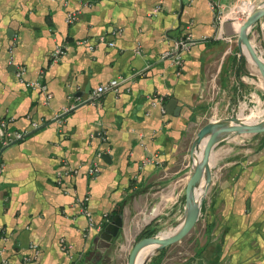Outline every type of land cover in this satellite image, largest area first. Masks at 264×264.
Listing matches in <instances>:
<instances>
[{"label": "crops", "instance_id": "obj_1", "mask_svg": "<svg viewBox=\"0 0 264 264\" xmlns=\"http://www.w3.org/2000/svg\"><path fill=\"white\" fill-rule=\"evenodd\" d=\"M216 1L226 14L242 7L222 28L211 0H0V121L26 133L0 146V264H120L133 237L186 209L199 131L214 120H264V111L253 112L264 106V79L239 44V20L264 2ZM69 12L79 15L73 25ZM188 34L197 43L179 68L164 55ZM100 37L107 43L91 51ZM57 46L68 53L52 63ZM120 77L119 94L90 101L94 89ZM34 81L47 84L48 103L26 85ZM231 135L213 150L199 221L149 264H264V132ZM94 162L100 169L89 177ZM64 166L81 169L59 181ZM87 193L96 223L122 215L112 242L82 213L78 200Z\"/></svg>", "mask_w": 264, "mask_h": 264}, {"label": "water", "instance_id": "obj_2", "mask_svg": "<svg viewBox=\"0 0 264 264\" xmlns=\"http://www.w3.org/2000/svg\"><path fill=\"white\" fill-rule=\"evenodd\" d=\"M264 19V3L258 8L253 10V12L247 17L243 22L239 31V44L243 48V53L246 59L251 62L255 67L259 69L261 75L264 79V59L259 55L256 47L253 45L250 39V33L254 27ZM246 52H249L253 57L251 60ZM176 103V100H172L167 108H170ZM264 132V120L260 123L243 125L238 123V117L232 118L228 121H212L205 125L198 133L196 141L194 143L192 152H193V171L190 177V180L186 187V209L185 215L182 223L175 229L174 232L160 237H150L139 240L133 247L128 264H138L139 252L146 246L150 244L158 245L156 251L148 257L142 264H148L151 257L154 256L157 252L162 251L163 249L173 245L182 239H184L195 227L197 222L200 219L203 200L197 199L196 189L203 185L205 188H209L212 182V168L210 162L212 159V154L215 146L223 140H219V137L222 134H232L242 135L248 133H262ZM205 144L202 161L195 166L194 154L200 149L201 145ZM206 190V192H207ZM123 217L122 215H117L114 217L113 221L108 224L101 234V239L112 242L115 238L119 236L121 229L123 228Z\"/></svg>", "mask_w": 264, "mask_h": 264}, {"label": "built area", "instance_id": "obj_3", "mask_svg": "<svg viewBox=\"0 0 264 264\" xmlns=\"http://www.w3.org/2000/svg\"><path fill=\"white\" fill-rule=\"evenodd\" d=\"M211 5L214 11L216 12V18H217V26L218 28H222L225 22L229 19V17H236L239 13L242 7H236L230 10L229 13H225L224 9L219 5V3L216 0H211ZM158 11V9H156ZM79 15L77 13H67V18L66 21L69 25H73L76 23L78 20ZM247 19V14H245L242 19L239 20L241 25L243 22ZM97 42L94 44H89V49L93 51L96 47L97 44H105L107 43L106 37H100L96 40ZM197 42L194 40L192 35L188 34L186 37L183 39H180L177 41L176 44V49L171 55V53H167L164 55V58L172 57L173 58V63L176 67H181L183 65V58L182 54L186 51H188L193 45H195ZM83 44H88L87 40L83 41ZM109 46H114V43H109ZM68 53V49L65 46H57L54 51L51 54V62L52 63H57L61 59H63ZM26 68L25 67H19L17 70V77L21 82L25 83V75H26ZM126 79L124 77H120L117 79H113L109 81L108 83L101 85L94 89L91 93L90 101L91 102H97L99 101L105 94L107 93H115L119 94L120 93V88L123 83H125ZM26 85L29 88L41 90L44 92L46 96V103H48L52 99V95L48 92V86L44 82L41 81H34V82H26ZM156 103V102H155ZM80 103H74L69 107H65L63 109V113L58 115V117L55 119V123L61 125L63 123V118L65 115L70 113L71 111L75 110ZM165 113V110L163 111ZM9 125H10V120H1L0 121V132H1V140H0V146L1 148H7L14 144L16 141L22 140L25 138L26 133L18 132V131H11L9 130ZM35 128H38V124H34ZM99 157H102V153L99 154ZM150 161L146 160L145 164H149ZM81 167L74 169L68 166H64V169L59 171L57 173V178L59 181H62L63 178L65 177H74L76 176ZM99 163L94 162L91 165L88 166L87 168V174L89 177L94 176L99 172ZM4 171V164L1 161V154H0V175L3 174ZM90 194L87 193L82 199L78 200V204L81 207V211L84 215L87 216L89 223H90V228L93 230H97L98 232H101L105 229V227L111 223V219L108 216V214L104 215L103 220L101 222L96 223L93 219V215L88 207V204L90 202ZM2 237L0 236V243H1ZM62 249L64 251L69 252L72 247L68 244L65 243L64 240H62ZM31 249L35 251V257L38 256V246L36 245H31ZM25 261L27 263H32L33 259L31 257H26Z\"/></svg>", "mask_w": 264, "mask_h": 264}, {"label": "rangeland", "instance_id": "obj_4", "mask_svg": "<svg viewBox=\"0 0 264 264\" xmlns=\"http://www.w3.org/2000/svg\"><path fill=\"white\" fill-rule=\"evenodd\" d=\"M258 2H264V0H258ZM262 21L263 22L258 23V25L256 26V30L254 31L253 34H251L250 39H251L252 43L254 44V46L256 47V50L258 51L259 55L264 59V20H262ZM255 110H259L260 112L264 111V106L263 107H260V106L256 107V109H254L253 112ZM249 115H251V113H246L245 116H249ZM234 118H236V117H234ZM191 166L192 165H190V167H189V171L192 170ZM183 215H185V209L182 210V213H177L175 216L171 217L172 219L163 221L159 227H154V228L146 231L143 235L133 237V239L130 241V243L125 245L126 249L124 251L123 258H121V260H120V264H128L131 251H132L133 247L135 246V244L139 240H142L145 238H150V237H156V236H159L160 234L163 235L169 231L175 230L182 223V221H183L182 218H184ZM147 233H149V234L147 235ZM122 240L123 239L121 238L120 241H119V239H117V241L114 242L113 247H112V251H114L117 248L118 241L122 243ZM147 250L148 249L143 248L140 251L142 253L141 256H143L147 252Z\"/></svg>", "mask_w": 264, "mask_h": 264}, {"label": "bare ground", "instance_id": "obj_5", "mask_svg": "<svg viewBox=\"0 0 264 264\" xmlns=\"http://www.w3.org/2000/svg\"><path fill=\"white\" fill-rule=\"evenodd\" d=\"M224 135V134H222ZM204 146L205 144H202L200 149L195 153V160L196 162L199 164L202 161L203 158V152H204ZM205 185H203V183L201 184V186L199 188L196 189V193H197V199L198 201H200V199H202V197H204L205 194ZM175 230L170 231L168 234L174 232ZM167 234V235H168ZM166 236V235H165ZM158 245L154 244L150 250H148L142 257L139 255L138 256V264H142L148 257H150L157 249Z\"/></svg>", "mask_w": 264, "mask_h": 264}, {"label": "trees", "instance_id": "obj_6", "mask_svg": "<svg viewBox=\"0 0 264 264\" xmlns=\"http://www.w3.org/2000/svg\"><path fill=\"white\" fill-rule=\"evenodd\" d=\"M151 233V232H150ZM149 233H147V235H148ZM154 244H150V245H148V246H146V247H149V248H151L152 246H153Z\"/></svg>", "mask_w": 264, "mask_h": 264}]
</instances>
